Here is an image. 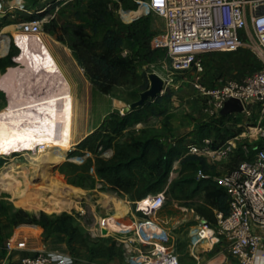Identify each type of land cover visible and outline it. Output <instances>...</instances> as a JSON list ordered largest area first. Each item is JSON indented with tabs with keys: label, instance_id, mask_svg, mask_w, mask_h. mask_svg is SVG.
I'll return each mask as SVG.
<instances>
[{
	"label": "built area",
	"instance_id": "obj_1",
	"mask_svg": "<svg viewBox=\"0 0 264 264\" xmlns=\"http://www.w3.org/2000/svg\"><path fill=\"white\" fill-rule=\"evenodd\" d=\"M133 1L137 8H120V18L125 24L151 15L164 19L165 28L151 39V48L165 50L163 68L167 75L190 74L192 101L201 114L215 121L240 118L246 124L256 116L248 132L242 131L215 148L211 147L213 139L205 138L200 144H189L186 154L216 164L229 160L243 135L254 138L260 146L248 149L242 145L244 158L213 177L227 194L228 212L214 211V224L196 217L197 223L188 231L187 260L177 252L172 231L155 219L166 202L165 190L132 202V208L119 218L114 214L99 218L90 236L113 239L121 247L126 264H264V145L260 144L264 140V0ZM26 13L25 0L0 1V14L13 17ZM43 20L18 21L15 27L35 33L42 31ZM249 21L252 33L248 32ZM242 49L252 52L258 62L255 68L207 81L204 60L208 55ZM162 78L166 85L168 79ZM230 99L238 100L242 111L222 117L220 111ZM237 126L241 128L242 124ZM197 178L209 176L199 172ZM139 202H146V209ZM126 218L129 224H122L120 219ZM0 264L80 263L69 253L50 249L44 243L30 247L26 236L13 234L0 245Z\"/></svg>",
	"mask_w": 264,
	"mask_h": 264
},
{
	"label": "rangeland",
	"instance_id": "obj_2",
	"mask_svg": "<svg viewBox=\"0 0 264 264\" xmlns=\"http://www.w3.org/2000/svg\"><path fill=\"white\" fill-rule=\"evenodd\" d=\"M0 1L6 2L7 0ZM87 1L25 0L26 16L14 14L11 17L10 14H0V25H2V28L8 27L4 31L0 28V58H4L10 51L17 53L13 68L10 67L11 69L6 73H3L0 69V76L6 75L13 69H26L29 67L30 64L24 62L22 58L20 46L22 38L34 40L41 36L49 37L52 49L48 48L46 50L54 53L65 69L71 83V124L74 134L77 135L75 136V144L66 149L62 154L63 159L60 161L48 158L46 162L40 163L41 165H29L25 154L32 153L30 149L23 153L15 151L10 155H0V200L8 203L14 209H22L29 215L40 213L46 215L66 213L72 215L81 230L87 233L91 240L97 241L100 238L90 236L95 221L107 214H114L116 218H119L121 215L116 212L119 209L116 207L115 202L121 201L129 209V207L132 208L133 201H130L126 195L113 191L94 176L93 161L89 165L85 162L87 157H92V155L87 154L79 157L78 155H72V153L76 151L77 144L84 137L99 127L105 116L111 112L121 114L124 107L139 99V95L135 100L131 99V94L136 87H114L108 95L99 93L90 84L83 70L76 63L68 46L57 40V37L61 35L59 29L72 22L73 13L77 10H83ZM116 4L117 0H113L110 7L115 17L123 22L119 14L120 8L115 6ZM34 16L40 17L32 18ZM33 19H44L42 24L44 34L34 37L30 35L23 36L21 31L16 29L15 24L18 21ZM150 23L155 33H160L165 28L164 19L156 15L150 16ZM48 30H53L54 35L48 34L46 32ZM248 32L252 33L250 21L248 22ZM5 43L6 49L3 50L2 45ZM249 53L251 63L247 69L236 66L225 54L213 53L208 55L204 60L205 78L210 81L215 77H232L255 68L258 62L254 59L252 52L249 51ZM138 71L145 74L155 72L161 77H166L168 83L159 96L160 101L154 104L155 115L145 113L143 122L134 124L129 129L133 135L138 136L141 131H145L149 135L160 137L165 145L172 142L171 135H173L174 138L182 140V146L185 149L189 144H200L205 138L213 139L219 146L225 140H220L217 134L220 137L231 135L233 137L241 134L242 131L248 132L247 127L254 126L256 123V116L252 118L249 124H246L240 118L215 121L201 114L198 104L192 101L194 91L190 74L167 75L166 70L163 68V61L148 67L145 66ZM7 108V92L0 89V116L7 112ZM238 124H242V127L238 128ZM262 125L264 126V120ZM120 140H125V137H121ZM237 143V148L230 155L228 161L210 164L216 167L217 175L233 168L241 161H236L239 158L236 153L239 147L242 148V145H247L250 149L257 142L254 138L243 135ZM263 143L264 140H260V144L264 145ZM55 151V149H49L47 152L56 153ZM110 156L111 152H108L102 155V158L107 159ZM178 169V162H174L169 181L177 177ZM7 174H11L12 179H7L8 181L4 179ZM200 199H196L194 204L198 205ZM197 216L199 215L191 208L178 206L174 202L169 203L156 214V220L159 223L161 222L160 224L165 229L172 231L177 252L181 258L186 260L190 257L186 252L188 231L191 226L197 223ZM25 226L28 225L11 228L7 223V219L2 218L0 220V245L8 237L16 234L18 237L26 236L30 247H41V244L44 243L50 249L69 253L80 264H126L121 247L113 239L115 242L114 256L98 259L92 258L83 248L77 247L70 251L61 238L54 234L44 235L39 227L37 231L35 227ZM110 245V242L106 244V246Z\"/></svg>",
	"mask_w": 264,
	"mask_h": 264
},
{
	"label": "trees",
	"instance_id": "obj_3",
	"mask_svg": "<svg viewBox=\"0 0 264 264\" xmlns=\"http://www.w3.org/2000/svg\"><path fill=\"white\" fill-rule=\"evenodd\" d=\"M112 4L113 0H88L83 10L73 13V21L59 29L61 35L57 40L68 46L76 63L99 93L108 95L114 87H136L131 94V99L135 100L140 91L148 88L146 74L138 70L163 61L166 52L151 48V39L157 33L151 28L150 16L125 24L115 17L110 7ZM115 6L124 11L137 8L133 0H117ZM46 32L54 35L53 30ZM224 54L236 66L247 69L251 63L248 50ZM16 55L10 51L0 58L3 73L13 68ZM159 101L160 97L154 102L147 101L141 108L125 115L109 113L95 131L77 144L72 155H92L85 162L89 165L93 161L94 176L113 191L126 195L130 201L137 202L165 190L166 202L162 209L174 202L178 206L191 208L206 222L214 224V211L228 212L227 194L213 179L217 175L216 167L202 158L187 155L182 140L173 135L172 142L165 145L158 136L145 131L137 136L129 130L134 124L143 122L145 113L155 115L154 104ZM222 120L224 118H220ZM123 136L125 140L122 141L120 138ZM217 137L224 141L232 135L220 137L217 134ZM217 146L218 143L213 141L211 147ZM108 152H111V156L102 158ZM236 153L238 162L243 159L242 148L239 147ZM174 162L179 165L178 175L169 181ZM199 172L209 178H197ZM196 199H200L198 205L194 204ZM2 218L7 219L11 228L28 225L25 227H35L37 231L39 227L44 235L54 234L70 251L79 247L92 258L114 256L115 242L112 239L91 240L72 215H29L0 200V220ZM109 242L111 245L106 246Z\"/></svg>",
	"mask_w": 264,
	"mask_h": 264
},
{
	"label": "bare ground",
	"instance_id": "obj_4",
	"mask_svg": "<svg viewBox=\"0 0 264 264\" xmlns=\"http://www.w3.org/2000/svg\"><path fill=\"white\" fill-rule=\"evenodd\" d=\"M21 34L34 37L44 32ZM20 46L23 61L29 67L0 76V89L8 96L7 112L0 116V155L30 149L32 153H24L29 165L44 163L48 158L60 161L77 136L71 124V83L54 53L46 50L52 49L49 37L22 38ZM2 48L6 49V43ZM49 149H55L56 153L47 152ZM12 177L7 174L4 179ZM115 205L121 216L128 211L121 201ZM139 205L146 209V202Z\"/></svg>",
	"mask_w": 264,
	"mask_h": 264
},
{
	"label": "water",
	"instance_id": "obj_5",
	"mask_svg": "<svg viewBox=\"0 0 264 264\" xmlns=\"http://www.w3.org/2000/svg\"><path fill=\"white\" fill-rule=\"evenodd\" d=\"M148 81V88L145 91L139 93V99L130 103L128 106L122 109V115L127 114L133 109L141 108L147 101L154 102L164 90V79L155 72L146 74ZM242 111L240 102L236 99H230L225 102L223 109L220 111V115L225 117L232 113H239Z\"/></svg>",
	"mask_w": 264,
	"mask_h": 264
},
{
	"label": "crops",
	"instance_id": "obj_6",
	"mask_svg": "<svg viewBox=\"0 0 264 264\" xmlns=\"http://www.w3.org/2000/svg\"><path fill=\"white\" fill-rule=\"evenodd\" d=\"M6 28H8V27H4V28H1V29H2V31H4ZM155 219H156V215H155ZM120 222L122 224H129L130 220L128 218H126V219H120Z\"/></svg>",
	"mask_w": 264,
	"mask_h": 264
},
{
	"label": "snow or ice",
	"instance_id": "obj_7",
	"mask_svg": "<svg viewBox=\"0 0 264 264\" xmlns=\"http://www.w3.org/2000/svg\"><path fill=\"white\" fill-rule=\"evenodd\" d=\"M158 2H159V0H158Z\"/></svg>",
	"mask_w": 264,
	"mask_h": 264
}]
</instances>
